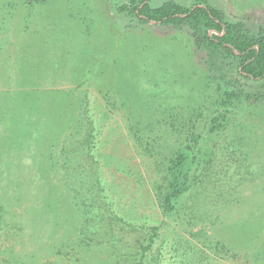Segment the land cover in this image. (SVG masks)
Returning <instances> with one entry per match:
<instances>
[{
  "label": "rangeland",
  "instance_id": "374dc122",
  "mask_svg": "<svg viewBox=\"0 0 264 264\" xmlns=\"http://www.w3.org/2000/svg\"><path fill=\"white\" fill-rule=\"evenodd\" d=\"M167 1L196 2L148 4ZM204 2L264 27V0ZM124 4L0 0V264H264V102L211 132L221 92L193 39ZM179 147L190 188L163 215L155 160Z\"/></svg>",
  "mask_w": 264,
  "mask_h": 264
},
{
  "label": "trees",
  "instance_id": "16d2710c",
  "mask_svg": "<svg viewBox=\"0 0 264 264\" xmlns=\"http://www.w3.org/2000/svg\"><path fill=\"white\" fill-rule=\"evenodd\" d=\"M28 4L44 3L46 0H25ZM149 0H127L119 11H127L141 24H154L183 31L193 39L195 48L202 53V62L208 78L221 92L222 113L212 121L211 132L222 126L229 105L243 100L249 105L264 102V27H248L244 20L229 19L217 7L204 0H196L191 7L172 1L151 8ZM139 145L141 138L136 137ZM200 135L192 133L188 142H198ZM143 152L155 158L154 152L141 146ZM191 148L179 147L170 157L155 165L160 183L155 190L158 207L163 215L175 210L178 200L189 190L193 160L189 161ZM14 152V151H13ZM157 228H152L148 244L140 246L141 257L151 249ZM142 263V259L139 262Z\"/></svg>",
  "mask_w": 264,
  "mask_h": 264
},
{
  "label": "water",
  "instance_id": "95a60500",
  "mask_svg": "<svg viewBox=\"0 0 264 264\" xmlns=\"http://www.w3.org/2000/svg\"><path fill=\"white\" fill-rule=\"evenodd\" d=\"M151 24H154L153 22H151Z\"/></svg>",
  "mask_w": 264,
  "mask_h": 264
}]
</instances>
